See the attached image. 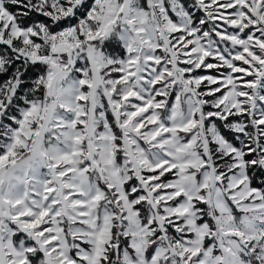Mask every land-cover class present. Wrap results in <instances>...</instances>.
I'll return each instance as SVG.
<instances>
[{
	"label": "snow or ice",
	"instance_id": "snow-or-ice-1",
	"mask_svg": "<svg viewBox=\"0 0 264 264\" xmlns=\"http://www.w3.org/2000/svg\"><path fill=\"white\" fill-rule=\"evenodd\" d=\"M0 264H264V0H0Z\"/></svg>",
	"mask_w": 264,
	"mask_h": 264
}]
</instances>
